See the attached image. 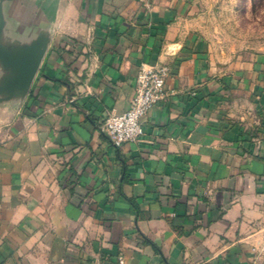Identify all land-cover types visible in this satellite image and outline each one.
I'll return each instance as SVG.
<instances>
[{"label":"crops","instance_id":"1","mask_svg":"<svg viewBox=\"0 0 264 264\" xmlns=\"http://www.w3.org/2000/svg\"><path fill=\"white\" fill-rule=\"evenodd\" d=\"M17 3L54 39L0 109V264H264V56L215 64L189 0ZM143 67L165 98L117 149Z\"/></svg>","mask_w":264,"mask_h":264},{"label":"rangeland","instance_id":"2","mask_svg":"<svg viewBox=\"0 0 264 264\" xmlns=\"http://www.w3.org/2000/svg\"><path fill=\"white\" fill-rule=\"evenodd\" d=\"M190 27L211 60L229 67L264 56V0H189Z\"/></svg>","mask_w":264,"mask_h":264},{"label":"water","instance_id":"3","mask_svg":"<svg viewBox=\"0 0 264 264\" xmlns=\"http://www.w3.org/2000/svg\"><path fill=\"white\" fill-rule=\"evenodd\" d=\"M18 1L0 0V109L22 107L54 39L50 23L17 15Z\"/></svg>","mask_w":264,"mask_h":264},{"label":"built area","instance_id":"4","mask_svg":"<svg viewBox=\"0 0 264 264\" xmlns=\"http://www.w3.org/2000/svg\"><path fill=\"white\" fill-rule=\"evenodd\" d=\"M170 75L167 67H143L138 74L135 96L131 106L123 114L107 116L101 131L112 145L119 149L127 143L141 141L146 132L143 119L165 98V84ZM117 264H126L119 256Z\"/></svg>","mask_w":264,"mask_h":264}]
</instances>
